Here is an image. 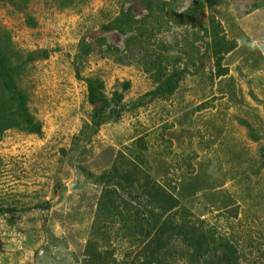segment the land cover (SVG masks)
<instances>
[{"label": "rangeland", "instance_id": "obj_1", "mask_svg": "<svg viewBox=\"0 0 264 264\" xmlns=\"http://www.w3.org/2000/svg\"><path fill=\"white\" fill-rule=\"evenodd\" d=\"M166 1L164 23L199 13L192 26L162 27L147 48L176 75L170 92H155L135 63L144 36L104 29L121 13L151 27L138 0H0L2 48L48 53L14 76L41 130H8L0 141V264H213L221 251L200 256L217 235L236 245L232 264H264V0ZM210 14L237 43L220 78L204 34ZM88 77L108 99L121 93L111 107L120 116L73 142L90 122ZM138 139L143 167L128 156ZM105 171L128 187L119 206L138 233L111 214L97 218L94 177ZM146 181L165 197L149 196Z\"/></svg>", "mask_w": 264, "mask_h": 264}, {"label": "trees", "instance_id": "obj_2", "mask_svg": "<svg viewBox=\"0 0 264 264\" xmlns=\"http://www.w3.org/2000/svg\"><path fill=\"white\" fill-rule=\"evenodd\" d=\"M14 4L15 0H3ZM259 1V0H258ZM165 2L169 3L171 1L162 0L153 1V0H138V7L142 11L148 13V15L152 14L153 17V25L151 27H146L144 30L135 26L134 17L129 13H121L117 18H115L112 23L104 29L108 30H116L120 33H133L138 32L136 38L134 40H138L139 37H143V41L140 46L139 52L142 53L140 58H138L135 63L142 67L143 72L148 74L154 84H156L155 92H163V91H173L176 86V81H174V75L171 73L170 75L165 73V68L163 66V59L161 55H155L154 52L148 51V47H152L155 45V41L153 38L155 34L160 32L162 27L165 26L164 30L171 31L176 28H182L185 26H192L199 16H195L194 19H190L189 12L185 11L180 15V19L177 21H166L164 23V16L168 15V12H165ZM193 8H197V6L192 3ZM259 6H254L252 10H256ZM173 12V11H172ZM147 15L144 17L146 19ZM209 26L207 29H204V34L209 37L208 48L210 49L211 56L213 59V66L216 70V77L220 78L227 74L228 69L222 65L224 62V58L230 52L236 49L237 43L235 40L228 41L225 37L224 31L221 28L220 23L214 18L213 15H209L208 17ZM191 22H190V21ZM34 22L32 19L28 20V25L33 27ZM143 24V22H141ZM0 37V141L4 134V132L8 130H22L28 131L30 133L40 134V124L38 121L34 119V117L30 114L29 109L26 105L27 103V95L25 92L21 91L17 83L14 79L16 72L18 70H26V67L33 62L34 60H43L48 57V53L44 50H36L29 53H26L24 58L19 57L17 53L16 55H12L8 52L6 48H2ZM150 44L149 46L144 47L145 45ZM83 45V44H82ZM159 49L165 52H168V47L164 45V43H158ZM146 48V49H145ZM264 53V52H263ZM13 60L16 61V65H13ZM129 64V63H127ZM178 79V77H176ZM86 82L87 93L86 98L88 104L92 107L90 114V122L83 123L78 136L74 138L73 142H81L83 140L89 141L90 134H95L97 129L109 122L111 119H118L120 114L116 112L115 109H111L112 103L119 101L121 99V93L117 91L112 93L111 98H107L104 93V86L101 81L95 79L93 77H88L84 79ZM125 89L127 87H124ZM134 145L135 153H128V156L131 158L133 162H135L140 167L146 165V155L144 150H146L145 145L143 144L142 139H138L132 143ZM132 152V150H129ZM95 180L102 186V192L100 195L101 202L100 207L98 208L99 213L97 214V218H102V216L107 217L110 214L112 217H117L122 222V231L128 234L138 233L139 230H142V227L135 220L132 221V217L129 213L123 214L119 206V200L121 198V192L128 189V187L123 183L124 180H121L118 177H113L111 171H105L99 176L94 177ZM149 181H146V184ZM152 184V183H151ZM147 192H150L149 196H158L165 197L163 191L161 189H157L154 187L152 189L144 188ZM174 192V190H173ZM171 200L173 197L171 195H167ZM125 204V201L122 202ZM159 205L160 209L166 212H169L170 209L174 206L173 201L166 204L156 202ZM130 208V205H128ZM106 215V216H105ZM113 222V221H112ZM162 225V224H161ZM159 226V228H163ZM132 231V232H131ZM213 243L211 248L206 246L202 247L201 251V260L203 254L206 252H215L221 251V256L217 259L211 257L209 260L213 262V264H232L238 258V252L236 245L226 239L223 236L217 235L216 238L213 236ZM223 253V254H222ZM199 257V259H200ZM208 262V261H206ZM141 264V263H140Z\"/></svg>", "mask_w": 264, "mask_h": 264}]
</instances>
